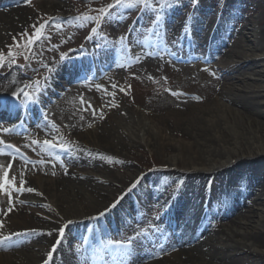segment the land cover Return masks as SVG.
Segmentation results:
<instances>
[{
	"label": "bare ground",
	"instance_id": "bare-ground-1",
	"mask_svg": "<svg viewBox=\"0 0 264 264\" xmlns=\"http://www.w3.org/2000/svg\"><path fill=\"white\" fill-rule=\"evenodd\" d=\"M19 1L0 0V4L8 5L0 10V36L24 26L31 16L24 6L18 4ZM39 2L41 7L52 14L65 8L63 0ZM178 11L179 6L172 5L165 8L163 15L158 18L167 23L175 19L184 28L183 39L172 36V56L177 57L175 53L187 50L191 54L183 55L182 58L189 59L194 48L200 44L194 36L202 33L206 38L204 44L209 43L213 50L212 55H215L223 42L222 37L226 40V37L232 35L226 33L220 21L212 33V27H204L203 20L194 16L193 19L187 20L186 16L179 15ZM228 13L223 6V15ZM53 18L59 30L49 32L44 29L38 40H48L46 42L52 43V48L61 47L67 31L56 16ZM259 18L264 19V16ZM227 27L229 25L226 29ZM256 27L253 21L250 37L245 33L242 35L243 39L235 46L239 49L232 50L223 71V79L229 81L232 70L251 68L253 77L243 75L241 81L244 83V80H253L251 84L238 88L235 83H222L217 93V76L205 66L197 64L194 72L188 71L187 67L176 66L179 70L176 77L187 71L192 73L197 88L192 92L185 90L190 95L189 98L179 97L178 94L182 90L170 85L169 79L155 85L156 80L163 78V73H154L149 79L150 84L154 85L145 93L148 97L155 94L161 99L145 103L151 108V114H147L143 107H135L134 104L125 106L112 102L111 124L107 126L101 119L94 121L90 118L86 124L74 119L71 111L64 112L65 121H71L68 122V128L72 137L77 143L83 144L91 156L83 152L79 144L74 146L78 154L65 156L68 166L60 164L55 156L44 150L27 152V156L31 155L39 160L35 165L0 154V166L6 169L7 164L12 163L9 175L16 179L17 186L21 189L12 192L11 204L9 197L0 192V222L3 224L0 227V237H11L10 240H0V264H45L46 261L47 264H71L65 258L68 248L64 244L69 233L70 236L86 233L89 235L86 250H94L96 245L102 243V251L105 257H108V235L102 227L105 223L110 224V235L117 232L118 228L126 226L128 230L125 233H128V242L131 243L128 248L125 247L128 250L126 255L119 258L123 260L114 258L103 264H243L237 255L238 251L252 256L253 262L259 259V264H264V109L257 101V97L264 91V56H256L257 51L264 49V29ZM34 35L31 34L32 37ZM36 40L31 43L29 57H26L23 65H19V71L13 68L15 64L11 61L0 68L7 72V75L0 79V109H9L8 106L12 104L4 99L6 94L12 97L13 92L21 93V90H29L32 87L27 83V79L22 78L30 72V68L38 62L40 66L47 65L41 57L36 59L39 55V52L33 49ZM149 42H152V47L156 45L154 40ZM95 43L100 46L97 47L100 50L88 52L81 49L68 55L62 64H54V76L67 80L73 77V72L75 78L77 75L83 77L93 67L92 71L95 73L106 68L116 71L117 55L101 46L100 42ZM154 48H151L152 52ZM204 55L205 53L201 58L205 57ZM161 56H166V53H161ZM35 61L37 62L34 63ZM69 67L72 69L69 70ZM47 68L53 71L51 65H47ZM200 69L208 70L211 77ZM50 83L60 85L54 79ZM94 87L87 89L91 92ZM76 89V86L69 88ZM51 91L53 90L49 87L46 93ZM173 92L178 94L173 95ZM84 93L88 94L87 90ZM216 93L217 97H214ZM51 99L53 100L47 97L43 103L47 105ZM49 108V112L56 111L55 106L49 105ZM14 111H11L8 118L15 116ZM0 117H5V113L0 111ZM24 117L29 119V115L25 114ZM16 121L0 124V129L13 130L14 127L17 128ZM87 125L91 127L84 128ZM42 129L46 133L42 135L43 140H52V132L45 127ZM29 130L28 133L31 134L38 129ZM118 131H122L124 136L116 134ZM135 139L144 140L148 146L158 149L164 156L163 165L180 167L187 173L176 176L173 171L165 169L166 171L145 176L144 180L134 184L135 186L126 185L125 182L130 177L129 181L132 183L137 180L138 175L133 171V167H126L128 174L119 175L106 169L104 161L115 160L117 167L135 163V159L129 161L126 156L133 153ZM47 165L52 168H47ZM216 172L220 173V182L215 188H210V195L205 196V199L208 198L205 206L200 208L196 201L205 200L202 199L201 191L207 180L206 176ZM48 175L55 179L45 178ZM166 175L169 180L177 178L179 190L176 194L165 197L161 193V182L165 180ZM21 181L27 183L21 184ZM28 188L35 191L25 190ZM130 193L145 197L148 201L147 208H158L164 212L153 228L154 235L150 242H145L148 238L145 237L140 223L143 216L137 214L139 198L136 199L132 195L130 197ZM248 199H252L251 203ZM227 208L234 210L235 215L232 214L218 232H207L209 216L214 215L217 209ZM101 213L103 215H100ZM148 214L146 213V217ZM89 222L92 223V229L88 230L86 226ZM60 229H63L62 234ZM18 239L19 241L15 242ZM16 243H19V247H15ZM50 251L51 257L48 256ZM127 254L131 255L130 258Z\"/></svg>",
	"mask_w": 264,
	"mask_h": 264
},
{
	"label": "rangeland",
	"instance_id": "rangeland-1",
	"mask_svg": "<svg viewBox=\"0 0 264 264\" xmlns=\"http://www.w3.org/2000/svg\"><path fill=\"white\" fill-rule=\"evenodd\" d=\"M38 2L39 0H20L18 4L24 6L31 16H29L24 26L3 33L1 35L3 37L0 36V52L4 53V64L9 61L13 63V59H15L13 68L19 71V65H23L24 61L29 57L31 44L28 43V41L39 36L41 32L38 33L36 29L39 28L41 24H46L41 31L44 29L49 32L59 30V26H55L57 22H55L53 18L56 16V19L61 24H64L63 29L67 31L66 37L64 38L65 41H63L61 47L57 46L52 48V46H50L52 43L46 42L48 40L35 39L36 43L33 49L39 52L36 59H40L41 57L42 61L44 60L47 65L52 66L53 71L47 70L48 68L45 66L38 65V62L30 68L29 73L22 76V78L27 79V83L32 86L29 90H26V88L23 90L24 92H30L31 98H26L23 92L12 97L6 94L4 98L8 101L11 98H15V103H17L19 107H22V105L24 107L29 101H33V105H31L32 107L29 111L30 113L28 114L29 119H21V125L19 126L16 124L17 128L14 127L9 133H5L0 129V141H3L6 149L12 151L14 154L13 156L10 153H6V155L17 158L26 164L35 165L39 163V160L35 159L33 156H27V152L35 153V151L39 152L44 150L48 154L55 156L60 164L63 163L68 166L65 156L78 154V150H74V146L78 144L82 146L83 152L91 156L92 154L90 151L83 144L77 143L76 139L72 137L71 131L68 128V122L70 123L71 121H65V117H63L64 112L71 111V115H73L74 119L86 124L90 118H93L94 121L101 119L104 120L107 126L111 124L110 115L112 112V102L125 106L134 104L135 107H143L147 114H151V108L145 103L147 101L155 102L161 98L155 94L148 97L145 92L154 84L156 85L162 80L169 79L170 85L180 87V90H182L180 91L181 93L178 94L179 97L189 98L190 95L187 94L186 91L191 90L192 92L195 90L197 88V82L192 78V73L188 71L192 70V72H194L197 69V64L203 65L208 68V70L215 73V76H217V93L222 83H235L238 88H242L240 86L244 84L253 83V80H244V83H241L243 75L246 77H253V75H251L253 73L251 68L241 67L232 70L229 81L223 79V71L225 63L229 61L232 50H235V48L239 49L235 46L243 39L242 35L245 33L246 36L250 37L252 22H255L257 26L256 29H264V19L259 18L260 16H264V0H122L120 4H116V0H63L65 8L59 10L55 14L49 13V11L41 7V4H39L40 2ZM109 4H112L113 7L108 9L107 15L100 13L99 10L107 7ZM172 5L179 6V15L186 16L187 20L190 18L193 19L192 16L203 20L205 22L203 26L212 27V33L217 29V23L220 21L221 27L226 30V33H231L232 35L230 34L231 36L226 37V40L222 37L223 42L215 55H212L213 50L209 43L204 44L206 38L202 33L201 35L197 34L194 36V38L197 37V42H199L201 46L199 44V47L194 48L193 55H191L189 59L182 58L183 55L188 56L191 54L190 51L188 52L187 50L175 53L177 57L172 56V49L174 47L172 36L183 39L184 28L181 27L175 19L169 23L158 19L160 15H163L165 8H169ZM223 6L226 7L229 12L228 14L223 15ZM6 7H8V5H3V3L0 4V10ZM84 17L92 18L87 19ZM215 19L218 21H215ZM227 25H229V27L226 29ZM33 26L36 27L34 28ZM93 28H95L96 31H93ZM32 33L35 34L34 37L31 36ZM199 37L201 39H198ZM150 40H154V44H156L153 46L155 47L153 52L151 51L153 47L150 45L152 44V42H149ZM95 41L100 42L101 46H105L109 52L117 55L118 67L116 71L113 72L111 69L106 68L101 72L95 73L92 71L94 69L93 67L90 72H87L83 77L82 75H77L75 78L73 72V77L67 80L54 76V69L56 67L53 65L56 63L62 64L65 58L71 53H77V51L81 49L88 52L100 50L97 49V47L100 46L96 45ZM9 49L15 53L14 57L8 55ZM158 49L161 51L158 52ZM161 53H166V56H161ZM204 53L205 57L201 58ZM101 54L102 52H100V57ZM256 54L257 57L264 56V49H260ZM36 62L37 61L34 63ZM176 66L187 67L188 71L182 76L176 77V73L179 71ZM71 69L72 68L69 67V70ZM208 70L204 71L200 69L201 72L206 73L210 78L211 74ZM154 73H159L161 75L163 73V78L161 80H156L154 84H150L151 81H149V79ZM6 75L7 72L5 69H0V79L4 78ZM53 79L60 83V85L51 84L52 82L50 83V81ZM37 80L39 81L38 84L36 83ZM198 82H200L199 79ZM45 85L46 87L49 86L53 91L46 93L49 87L46 88ZM94 85L96 86L94 87ZM72 86H76L78 89L69 90ZM89 87H94V90L89 92L87 89ZM85 90H87L88 94L84 93ZM217 93L214 97H217ZM42 96L44 97L43 99ZM47 97L49 99L53 98V100L51 99V102L45 105L43 101ZM81 97L85 103L81 102ZM41 99L43 101H41ZM257 101L260 103L262 109H264V91L257 97ZM87 102H90L91 107H88ZM49 105L55 106L56 111L49 112ZM93 112H95V115H93ZM101 113H103V118H101ZM106 114H108V116ZM20 116V111H18L15 118L13 116L9 119H0V124H11L19 120ZM13 126H15V124ZM33 127L36 130L38 129L37 132L28 133L30 128L34 129ZM42 127L52 132L51 138L53 137L52 140H54L56 146L48 147L43 144L44 140L42 135L46 133H44ZM89 127L90 126L87 125L84 128ZM116 130L118 129L116 128ZM116 134L120 137L124 136L122 131H118ZM37 140L40 141V143H33V141ZM133 142V153L126 156L129 161L135 159L137 161H135V163L130 162L126 166L124 165V167H122L123 165L117 167L114 164L115 160L104 161L96 157L98 160L104 161L106 169L111 173L119 175L128 174L126 167L129 168L132 166L134 169L133 171H135L138 177L137 180L135 179V183L129 181L131 179L130 177L125 182L126 185H137L142 182V179L144 180L145 176L149 174L153 175L159 171H166L165 169L173 171L176 176L185 175L187 173L180 167H168L163 165L164 161L162 159L164 156L162 153L158 149L148 146L144 140L138 141L135 139ZM59 145H64V147H60ZM123 155H125V153ZM47 166V168H52L50 165ZM219 174L220 173L216 172L214 175L206 176L207 180H205V185L201 191L202 199L210 195L208 192L210 188H215L217 186L216 184L220 182ZM166 176L164 177L165 180L161 182V193L165 197L176 194L179 190L177 178L169 180V176ZM45 178L55 179L52 175H48ZM138 178L140 180H138ZM137 194L130 193L129 196L132 195L134 198L140 199H138L139 210H137V214L143 216L140 223L143 227L145 237L147 236L146 238H148L145 242H148V240L150 242L154 235L153 228L156 223L160 221L164 212L162 209L158 208H147V199L142 196L138 197L139 194ZM207 199L208 198L196 201L198 202V207H204ZM251 201L252 199H248V202L251 203ZM224 209H217L214 215L209 216V225L206 226L207 232H218L223 228V225L232 214L235 215L234 210H230L231 208ZM128 210L130 211L129 208ZM146 213H149L147 217ZM130 222L132 223V221ZM91 224V222L87 223L86 228L91 229ZM20 227L21 226H17V228ZM107 227L109 228L108 224ZM125 227L126 226L120 229L118 228V230H116L117 232L112 235L107 234V241H111L107 244L110 248V254L106 257V260H104L105 255L100 254L98 258L102 260L98 264L110 262L114 258H123L126 255L124 251L126 247L124 246V242L129 240V236L128 233H125L128 230ZM0 234H2L1 231ZM85 239V234H80L79 236L77 233L75 235L71 234L70 236L69 233V237H67L64 244L68 248V253L65 258L71 264H97L95 262L96 256H93V251L86 250ZM18 241L19 239L15 242ZM14 245L15 247H19V243ZM95 249L98 248L96 247ZM86 251L89 253H86ZM237 255L240 257L241 263L243 264H259L260 262L259 259L253 262L252 256L244 254L242 251H238ZM130 256L131 255H129L128 258H130ZM119 260L121 261L123 259Z\"/></svg>",
	"mask_w": 264,
	"mask_h": 264
},
{
	"label": "snow or ice",
	"instance_id": "snow-or-ice-1",
	"mask_svg": "<svg viewBox=\"0 0 264 264\" xmlns=\"http://www.w3.org/2000/svg\"><path fill=\"white\" fill-rule=\"evenodd\" d=\"M121 2H122V0H116V4H120ZM111 7H113V5L109 4L107 7L101 8L99 11H100V13L107 15L108 9L111 8ZM84 18L91 19L92 17H84ZM45 26H46V24H41L39 26V28L36 29V31L38 33H40L41 30ZM33 27L35 28L36 26H33ZM92 30L96 31L95 28H93ZM38 38H39V36H36L33 39H30L28 41V43H30V44L34 43V40L38 39ZM17 46H19V45H17ZM8 55L10 57H14L15 53H13L11 49H9ZM13 63H15V59H13ZM2 67H4V53L0 52V68H2ZM45 67H47V65H45ZM49 71H51V69H49ZM213 75H215V73H213ZM36 83L38 84L39 81L37 80ZM98 87H100V86H98ZM21 91L23 92V95L26 98H31V93L30 92H24L23 90H21ZM122 91H123V89H122ZM172 94L173 95H177L178 93L173 92ZM12 95L16 96V95H18V93L13 92ZM81 102L85 103L83 101L82 97H81ZM87 104H88V107H91L90 102H87ZM93 115H95V112H93ZM101 118H103V113H101ZM89 126L91 127V125H89ZM3 131L4 132H9V131H12V129L4 128ZM0 143H3V141H0ZM33 143H40V141H38V140L37 141H33ZM43 144L48 146V147L56 146L55 142L53 140H49V139H45L43 141ZM59 146L60 147H64V145H59ZM41 163H44V161H41ZM12 166L13 165H12L11 162L7 164L6 169L3 166H0V192L4 193L6 196L9 197V204L12 203V192L21 190L20 187L17 186L16 179L14 177H10V175H9L10 171L12 170ZM53 174H55V173H53ZM20 183L21 184H25V183H27V181H21ZM133 186H135V185H133ZM25 190H27V191H35V189H32V188H28V189H25ZM11 210H12L11 207H9V211H11ZM100 215H103V213H101ZM69 223H71V221ZM2 226H3V224H2V222H0V227H2ZM59 231L61 232V234L63 233V229H60ZM16 235H19V234H16ZM10 239H11L10 236L0 237V240H5L6 241V240H10ZM57 243H59V241H57ZM117 243H120V242H117ZM128 243L130 244L131 241H129ZM48 256L49 257L52 256V252L51 251L48 253ZM45 264H47V261L45 262Z\"/></svg>",
	"mask_w": 264,
	"mask_h": 264
}]
</instances>
